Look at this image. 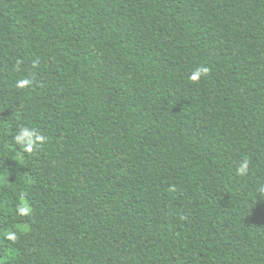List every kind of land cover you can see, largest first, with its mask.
<instances>
[{
  "label": "trees",
  "instance_id": "trees-1",
  "mask_svg": "<svg viewBox=\"0 0 264 264\" xmlns=\"http://www.w3.org/2000/svg\"><path fill=\"white\" fill-rule=\"evenodd\" d=\"M0 264H264V0H0Z\"/></svg>",
  "mask_w": 264,
  "mask_h": 264
},
{
  "label": "clouds",
  "instance_id": "clouds-1",
  "mask_svg": "<svg viewBox=\"0 0 264 264\" xmlns=\"http://www.w3.org/2000/svg\"><path fill=\"white\" fill-rule=\"evenodd\" d=\"M208 72L209 68L206 66L197 67L191 72L188 79L193 82L199 81L201 77L206 76ZM30 83V80L23 79L17 82V87L24 88L29 86ZM14 139L15 143L22 148L23 152L31 153L37 144L44 142L45 137L40 135L36 130L25 127L19 130ZM249 163L247 159L242 160L235 169L236 174L238 176L246 175L249 170Z\"/></svg>",
  "mask_w": 264,
  "mask_h": 264
}]
</instances>
